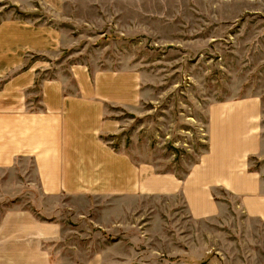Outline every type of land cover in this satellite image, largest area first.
I'll return each instance as SVG.
<instances>
[{
    "label": "rangeland",
    "instance_id": "374dc122",
    "mask_svg": "<svg viewBox=\"0 0 264 264\" xmlns=\"http://www.w3.org/2000/svg\"><path fill=\"white\" fill-rule=\"evenodd\" d=\"M7 87L29 112L53 87L83 102L69 117L112 152L99 180L53 197L28 184L31 159L0 174V217L61 223L44 261L264 264V0H0ZM164 177L180 189L156 191Z\"/></svg>",
    "mask_w": 264,
    "mask_h": 264
},
{
    "label": "crops",
    "instance_id": "0c3cea01",
    "mask_svg": "<svg viewBox=\"0 0 264 264\" xmlns=\"http://www.w3.org/2000/svg\"><path fill=\"white\" fill-rule=\"evenodd\" d=\"M22 93L20 89L11 90L10 87L0 92V174L20 167L21 159H31V163L25 164V171L32 168L38 179L28 181V184L49 197L88 188L91 176H94V181L99 180L102 172L99 169L100 158L112 152L96 135L91 138L89 125L72 122L69 115L72 116L74 111L67 112L68 108L77 110L74 114L76 119H84L82 108L85 104L78 101L67 107L68 98L60 89L53 87L45 91V110L29 112L27 104L21 101ZM117 161V165L114 163L104 170L113 179L114 187L121 188V159ZM160 181H163L162 189ZM130 182L131 179L125 181L126 184ZM224 184L232 187L230 181ZM155 186L156 191L162 192L180 189L179 182L170 177L159 178ZM188 195L185 192V197ZM195 197L198 215L213 214L209 202H205L203 207ZM61 230V223L43 222L30 209H9L0 217V264H51L42 257L43 240L56 238Z\"/></svg>",
    "mask_w": 264,
    "mask_h": 264
}]
</instances>
